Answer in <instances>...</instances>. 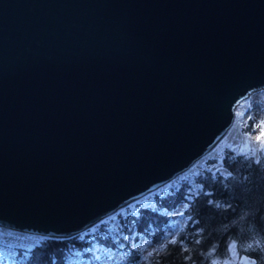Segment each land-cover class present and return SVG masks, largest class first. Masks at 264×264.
I'll return each mask as SVG.
<instances>
[{
    "label": "water",
    "instance_id": "1",
    "mask_svg": "<svg viewBox=\"0 0 264 264\" xmlns=\"http://www.w3.org/2000/svg\"><path fill=\"white\" fill-rule=\"evenodd\" d=\"M260 88L264 0H0V226L78 233L188 169Z\"/></svg>",
    "mask_w": 264,
    "mask_h": 264
},
{
    "label": "trees",
    "instance_id": "2",
    "mask_svg": "<svg viewBox=\"0 0 264 264\" xmlns=\"http://www.w3.org/2000/svg\"><path fill=\"white\" fill-rule=\"evenodd\" d=\"M250 125L246 122L242 130L249 131ZM216 147L206 161L217 159L210 156ZM220 160L229 174L204 167L178 175L145 202L133 201L79 233L16 247L18 264H66L77 250L92 257L93 246L120 252L122 264H211L231 251L246 252L256 258L254 264H264V148L254 157L225 145ZM144 242L156 248L143 252Z\"/></svg>",
    "mask_w": 264,
    "mask_h": 264
},
{
    "label": "rangeland",
    "instance_id": "3",
    "mask_svg": "<svg viewBox=\"0 0 264 264\" xmlns=\"http://www.w3.org/2000/svg\"><path fill=\"white\" fill-rule=\"evenodd\" d=\"M250 121V126H252V128L249 131H243L242 125L246 122L248 125V122L250 123ZM231 128L232 130H227L224 136L217 143L216 152L210 154V156H217L215 161L208 162L206 161L205 156H203L186 171L180 173V175H190L197 169L204 167L222 175L229 174V170L222 165L220 160L225 145H230L235 150L245 152L249 156H258L259 150L264 148V142L258 139V137L261 136V132L264 131V88L252 91L245 99L239 102L237 105V116ZM165 186L166 184L156 190H160ZM151 193L152 192L145 194L133 201L143 203L150 199ZM185 205L186 204L184 202L180 203L175 208L174 212L179 214L182 212ZM133 209H136V205L133 206ZM177 221L181 223L182 217H177ZM111 223L114 225L115 220H112ZM40 238L42 237L39 235H33L31 233L28 234L27 232L16 229L0 227V264H18L16 247H31L37 243ZM141 246L144 248L143 252L156 248V245L145 242L142 243ZM92 250L94 253L90 258L84 255L81 250L74 251V253H72L66 260V264H93V262H90L91 259L96 264H122L119 261L121 256L120 252H115L114 250H108L105 248L100 250L96 246H93ZM239 253L240 252L237 251H231V254L221 259V261L223 264H236ZM216 260L220 259H213L211 264H214Z\"/></svg>",
    "mask_w": 264,
    "mask_h": 264
},
{
    "label": "bare ground",
    "instance_id": "4",
    "mask_svg": "<svg viewBox=\"0 0 264 264\" xmlns=\"http://www.w3.org/2000/svg\"><path fill=\"white\" fill-rule=\"evenodd\" d=\"M232 124H234V122L232 123ZM232 124L230 125V127L227 129L228 131L229 130H232ZM1 228H10V227H3V226H1ZM11 229H16V228H11ZM16 230H20V229H16ZM20 231H23V230H20ZM23 232H27L28 234H33V235H37L35 232H29V231H23Z\"/></svg>",
    "mask_w": 264,
    "mask_h": 264
},
{
    "label": "snow or ice",
    "instance_id": "5",
    "mask_svg": "<svg viewBox=\"0 0 264 264\" xmlns=\"http://www.w3.org/2000/svg\"><path fill=\"white\" fill-rule=\"evenodd\" d=\"M258 139L264 142V131L261 132V136Z\"/></svg>",
    "mask_w": 264,
    "mask_h": 264
}]
</instances>
